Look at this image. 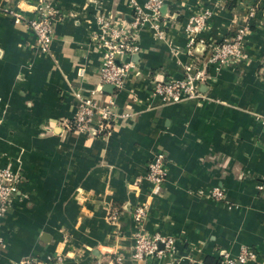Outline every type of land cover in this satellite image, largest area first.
Masks as SVG:
<instances>
[{
	"label": "crops",
	"instance_id": "obj_1",
	"mask_svg": "<svg viewBox=\"0 0 264 264\" xmlns=\"http://www.w3.org/2000/svg\"><path fill=\"white\" fill-rule=\"evenodd\" d=\"M51 1L62 16L41 51L27 25L39 0H0V168L22 177L0 216V264L57 254L62 264H106L113 255L131 264L130 208L138 202L149 208L144 230L174 238L154 264H218L243 246L264 264V0H166L162 34L139 32L137 51L122 58L133 67L118 91L100 82L95 15L128 28L133 3L146 0ZM205 8L202 28L188 31ZM246 24L240 58L210 68L200 98L151 95L153 80L180 77L209 42ZM76 92L113 106L108 133H96V118L87 132L62 126L76 112ZM159 153L167 176L155 196L146 170ZM213 186L223 200L210 195ZM111 207L121 211L116 222L107 218Z\"/></svg>",
	"mask_w": 264,
	"mask_h": 264
},
{
	"label": "built area",
	"instance_id": "obj_2",
	"mask_svg": "<svg viewBox=\"0 0 264 264\" xmlns=\"http://www.w3.org/2000/svg\"><path fill=\"white\" fill-rule=\"evenodd\" d=\"M166 0H146L143 5L133 3V19L128 28L117 26L109 16L103 12L95 15L98 31L93 35L96 46L102 54L99 68L101 84L113 86L118 91L121 89L124 78L133 67V63L122 60L123 56L136 52L138 49L139 32L146 26L153 28L158 37L162 34L158 26L161 9ZM254 6L247 10V16H252ZM14 22L22 19L20 13L9 11ZM210 12L205 8L194 16L186 26L190 32L201 29ZM62 16L60 10L52 4L51 0H39L33 18L27 19V25L34 35V44L46 51L49 47L53 22ZM250 32L248 24L238 28L232 37L224 38L218 42H209L206 52L201 58H192L182 64L181 76L178 78L153 80L151 95L159 97L165 103H176L183 100L200 98L199 85L206 79L209 69H221L234 64L241 56L244 38ZM189 42H193L190 38ZM77 109L71 118L64 119L61 123L67 129L78 132H87L92 128L96 118L95 129L97 134H105L112 128L116 114L112 105H100L87 96L75 93ZM163 156L156 154L147 163L146 178L149 181L150 193L160 194L167 176V165ZM22 177L18 172L9 168H0V216L6 212L12 196L17 192L18 184ZM210 195L216 200H223L222 189L213 186ZM125 209V207H124ZM148 204L138 202L131 206L130 216L135 226L133 233V246L131 251V264H154L153 259L162 257L171 252L174 247V238L164 236L158 232L153 234L144 230L147 217ZM120 209L111 207L107 216L111 222H116ZM255 251L248 246H243L235 257L224 256L218 264H254ZM64 256L61 254L40 258L28 256L20 259L16 264H62ZM96 264H105L97 261ZM106 264H126L121 255H113Z\"/></svg>",
	"mask_w": 264,
	"mask_h": 264
}]
</instances>
